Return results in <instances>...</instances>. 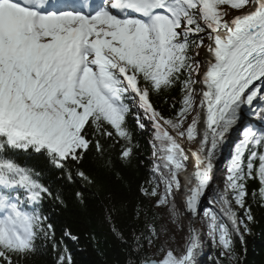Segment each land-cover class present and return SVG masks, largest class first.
Returning a JSON list of instances; mask_svg holds the SVG:
<instances>
[{"label":"snow or ice","instance_id":"obj_1","mask_svg":"<svg viewBox=\"0 0 264 264\" xmlns=\"http://www.w3.org/2000/svg\"><path fill=\"white\" fill-rule=\"evenodd\" d=\"M177 88L180 100L161 107V94ZM237 126L220 189L215 161ZM141 135L152 153L139 194L173 217L191 215L179 255L147 253L158 233L141 205L133 214L145 215L147 231L127 235V204L112 191L100 198L105 177L122 182L120 168L139 159ZM19 150L79 187L54 192L10 155ZM190 160L194 172L182 183ZM87 162L104 175L86 172ZM90 198L125 245L123 264H197L202 236L219 249L215 264H246L236 240L243 246L251 234L254 203L264 207V0H0V264L49 244L56 264H75L66 241L81 237L65 227L57 238L45 204L67 208L74 199L91 228ZM87 236L99 244L98 231Z\"/></svg>","mask_w":264,"mask_h":264},{"label":"trees","instance_id":"obj_2","mask_svg":"<svg viewBox=\"0 0 264 264\" xmlns=\"http://www.w3.org/2000/svg\"><path fill=\"white\" fill-rule=\"evenodd\" d=\"M164 97H167V100ZM158 100L160 101L161 107L169 109L173 100L177 102L180 100V90L177 88L162 93ZM177 107H179V103H177ZM139 139L142 145L139 159L134 160L131 165L120 168L124 177L122 182H115L105 177V192L100 194V198L108 191H112L117 194V200L119 202L127 204V211L122 214L123 231L127 235L131 234L133 228L137 230L144 229L145 215L142 214L134 218L133 214V209L137 205H141L143 212L147 214V221L157 230L159 238V240H156L157 247L160 249L163 247L164 250H171L174 252V255H179L187 245V236L181 239L180 245H177L175 248H170L163 237L161 213L154 207L151 198L143 197L139 194L141 182L147 179L150 174L151 161L146 159V157H150L152 153L147 138L141 135ZM15 152L17 162L39 173L41 182L47 184L54 192L62 189L66 193H72L79 187V183L69 185L66 181L60 179L58 170L52 168L43 157L36 154H29L22 150ZM141 161H143L142 164ZM84 170L90 172L92 175H104L102 171L97 169L96 164L92 162L85 163ZM249 184L250 187L258 189L257 182L250 181ZM88 191L91 192L94 189H89ZM257 199L259 200L260 198L257 197ZM88 203L89 215L94 218L91 228L85 226L83 222L84 213L74 199L68 200L67 208H56L51 201L46 202L45 208L49 210L53 217L57 230V238H59L65 227L71 228L73 232L80 235L81 240L79 243L66 241L75 260V264H123L125 255L122 249L125 245H122L112 236L107 224L102 223L103 214L97 206L99 200L97 198H90ZM252 211L256 222L251 226V234L245 236V244L243 246L237 238L236 250L246 261V264H264V207L259 206L258 203H254ZM154 215L155 219H153ZM97 224H100L101 227L97 228ZM90 230L98 231V245L88 239L87 234ZM144 230L147 231L146 229ZM245 247L247 249L246 254L244 253ZM146 251L151 256L149 248H146ZM218 255L219 249L214 247L212 242L207 241L203 246L201 255L197 258V264H215ZM20 264H56V253L52 251V246L49 244L46 248L41 247L35 253L22 259Z\"/></svg>","mask_w":264,"mask_h":264},{"label":"rangeland","instance_id":"obj_3","mask_svg":"<svg viewBox=\"0 0 264 264\" xmlns=\"http://www.w3.org/2000/svg\"><path fill=\"white\" fill-rule=\"evenodd\" d=\"M193 115H195L193 113ZM233 151V147L229 145H227L226 149L223 150L221 152V155L219 156V158L217 159V161L221 162L222 164H220L219 167V179L216 182V184L219 185L220 189L224 188V177L226 175V169H227V163L230 159V155L229 153H231ZM224 160V162H223ZM187 171V170H186ZM180 179L183 183L184 178H182L180 176ZM181 189L179 190V192H177L176 194V199H177V203L179 206V202H178V195L180 193ZM156 199L157 198H151L152 203L154 205V207L161 213L162 215V226H163V237L164 239L167 241V245L170 248H175L177 245H180V241L182 238L186 237L189 238V230H188V222L186 221V219L184 218V215L181 217H173L171 216V214L168 211L169 206H156ZM206 204V201L204 202ZM181 208V207H180ZM182 211V209H181ZM201 218L199 217L197 219V223L195 225V227L200 230L202 233L206 232V226L200 222ZM202 239L204 240V245L206 244L207 241L212 242L211 240L207 239V237L202 236ZM156 240H159V238H157ZM185 248V247H184ZM150 252H151V256L152 257H156L158 259L162 258L165 254H166V250L162 251L159 247H157L156 241L154 243V245L152 247L149 248ZM176 254V251H175Z\"/></svg>","mask_w":264,"mask_h":264},{"label":"bare ground","instance_id":"obj_4","mask_svg":"<svg viewBox=\"0 0 264 264\" xmlns=\"http://www.w3.org/2000/svg\"><path fill=\"white\" fill-rule=\"evenodd\" d=\"M246 116V115H245ZM239 126H237V128H238ZM237 128L236 129H234L230 134H229V137H228V140H227V142H226V144L223 146V148H222V150H221V152L223 151V150H225L226 149V147H227V145H228V143L230 142V141H232L237 135H236V133H237ZM199 140V137H197V141ZM193 147H195L196 145H195V142L193 143V145H192ZM221 152H220V154H219V156L221 155ZM219 156H218V158H219ZM217 158V159H218ZM193 161L192 160H190L189 161V166H188V169H187V171L185 172V175H184V178H187L189 175H191L193 172H194V167H193ZM215 163H216V168L214 169V173H213V175H214V183H216L217 181H218V179H219V175H218V173H219V167H220V164H222V162H219V161H215ZM220 163V164H219ZM189 172V173H188ZM183 193H184V189H183V187L181 188V191H180V193H179V195H178V202H179V206L181 207V209H182V212H183V204H182V196H183ZM202 203H204V202H202ZM184 218L186 219V221L188 222V224H189V220L191 219V215L190 214H184ZM199 217H197V219H198Z\"/></svg>","mask_w":264,"mask_h":264},{"label":"water","instance_id":"obj_5","mask_svg":"<svg viewBox=\"0 0 264 264\" xmlns=\"http://www.w3.org/2000/svg\"><path fill=\"white\" fill-rule=\"evenodd\" d=\"M153 258H155V257H153ZM155 259H158V258H155Z\"/></svg>","mask_w":264,"mask_h":264}]
</instances>
